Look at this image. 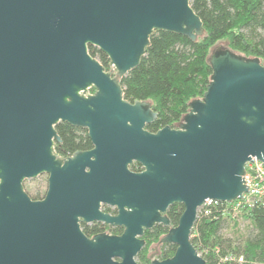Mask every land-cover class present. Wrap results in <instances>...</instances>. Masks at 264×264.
Segmentation results:
<instances>
[{"label":"water","instance_id":"95a60500","mask_svg":"<svg viewBox=\"0 0 264 264\" xmlns=\"http://www.w3.org/2000/svg\"><path fill=\"white\" fill-rule=\"evenodd\" d=\"M190 1L0 0V264H140V237L168 225L175 203L183 211L160 240L175 251L149 264H206L191 242L199 207L243 197L246 163L264 160V63L215 47L203 96L156 131L151 102L121 86L154 30L203 35ZM60 121L85 128L92 147L58 156ZM41 173L46 191L32 199L23 182ZM92 221L123 230L89 237L80 223Z\"/></svg>","mask_w":264,"mask_h":264},{"label":"trees","instance_id":"16d2710c","mask_svg":"<svg viewBox=\"0 0 264 264\" xmlns=\"http://www.w3.org/2000/svg\"><path fill=\"white\" fill-rule=\"evenodd\" d=\"M190 3L203 23V35L192 41L173 32L154 30L138 66L121 79L126 99L148 100L157 112L155 120L146 125L149 131L165 125L177 127L189 109V102L203 96L212 74L209 55L218 42L225 41L226 48L232 52L258 58L264 63V0H191ZM88 51L106 70L111 69L109 58L99 48L89 44ZM55 129L61 141L55 143L54 149L60 157L92 147L85 128L60 121ZM130 168L138 171L141 166L133 163ZM43 195L36 193L30 197L40 199ZM182 211L183 205L175 203L168 207L166 215L177 225ZM240 215L250 222L251 228L245 236L237 238L224 237L222 233L229 226V219L216 213L197 216L192 244L197 250L199 244L219 245L222 253L230 250L243 255L242 264H264V206L245 209ZM81 228L89 237L106 231L100 224H84ZM109 232L119 234L122 228L109 227ZM164 233L161 225L144 231L140 237L143 247L136 256L138 263L149 264L154 257L164 259L173 255L175 244L165 243L158 253L148 252L149 244L161 242ZM202 257L206 264H211L214 254L209 252Z\"/></svg>","mask_w":264,"mask_h":264},{"label":"built area","instance_id":"2783aa9c","mask_svg":"<svg viewBox=\"0 0 264 264\" xmlns=\"http://www.w3.org/2000/svg\"><path fill=\"white\" fill-rule=\"evenodd\" d=\"M252 160L245 165L243 179L248 190L242 193L243 197L229 202L208 198L199 207L197 216H209L216 213L223 218L235 220L245 209L258 205L264 206V160L255 157ZM199 250L204 256L209 252L214 254L211 264H242L244 262L243 255L230 250L222 253L219 245L205 247L199 244Z\"/></svg>","mask_w":264,"mask_h":264},{"label":"rangeland","instance_id":"374dc122","mask_svg":"<svg viewBox=\"0 0 264 264\" xmlns=\"http://www.w3.org/2000/svg\"><path fill=\"white\" fill-rule=\"evenodd\" d=\"M221 46L222 48H226L227 44L225 41H220L216 44L215 47ZM213 47L211 49V53H213ZM95 89H87L85 93H93ZM23 186L25 191L30 195L33 196L36 193L44 194L47 187V173H41L34 178L25 179L23 182ZM229 226L226 229L222 230L224 237H235L238 236H245L247 232L251 228V224L247 219H244L239 215L235 220H228ZM156 243H151L148 246V252H153V247ZM137 260V258H136Z\"/></svg>","mask_w":264,"mask_h":264},{"label":"flooded vegetation","instance_id":"af4514ba","mask_svg":"<svg viewBox=\"0 0 264 264\" xmlns=\"http://www.w3.org/2000/svg\"><path fill=\"white\" fill-rule=\"evenodd\" d=\"M133 163H138V162H133ZM132 163V164H133ZM131 164V165H132ZM130 165V166H131ZM130 166H129V168H130ZM141 166V165H140ZM131 169V168H130ZM132 170V169H131ZM142 170V167H141V169L140 170H138V171H141ZM132 171H134V170H132ZM138 171H135V172H138ZM100 209H101V211H103V212H106V213H109V214H111V215H115L116 213H117V209H116V207L115 206H112V205H108V204H105V203H102L101 204V207H100ZM167 212V211H166ZM165 215H166V213H165ZM167 216V215H166ZM168 217V216H167ZM170 220V219H169ZM84 224H87V225H89V224H100V225H102V226H104V227H106V231H104V232H107V233H110L109 232V227L111 228V227H120V226H112V225H110V224H107V223H104V222H100V221H92V222H89V223H84V222H81L80 223V226H82V225H84ZM156 225H161L164 229H165V233H164V235L169 231V229L171 228V227H173V226H175L174 224H172L171 223V221H170V223L168 224V225H163L162 223H157V224H155L154 226H156ZM153 226V227H154ZM152 227V228H153ZM122 228V227H121ZM82 229V228H81ZM151 229V228H150ZM123 230V229H122ZM145 230H147V229H145ZM112 234V233H111ZM173 244V243H167V242H159V243H156V245L153 247V251L154 252H159V249H160V247L163 245V244ZM154 258H157V259H160V258H158V257H154Z\"/></svg>","mask_w":264,"mask_h":264}]
</instances>
